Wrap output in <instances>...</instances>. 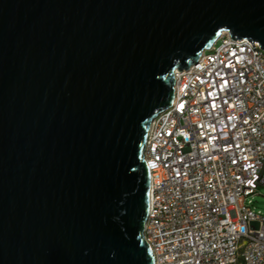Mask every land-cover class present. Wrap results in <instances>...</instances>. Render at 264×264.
<instances>
[{"label":"water","instance_id":"95a60500","mask_svg":"<svg viewBox=\"0 0 264 264\" xmlns=\"http://www.w3.org/2000/svg\"><path fill=\"white\" fill-rule=\"evenodd\" d=\"M221 31L264 0H0V264H152L147 129Z\"/></svg>","mask_w":264,"mask_h":264},{"label":"built area","instance_id":"2783aa9c","mask_svg":"<svg viewBox=\"0 0 264 264\" xmlns=\"http://www.w3.org/2000/svg\"><path fill=\"white\" fill-rule=\"evenodd\" d=\"M217 38L173 71L170 105L147 129L152 264H264V216L246 199L264 183V50Z\"/></svg>","mask_w":264,"mask_h":264},{"label":"rangeland","instance_id":"374dc122","mask_svg":"<svg viewBox=\"0 0 264 264\" xmlns=\"http://www.w3.org/2000/svg\"><path fill=\"white\" fill-rule=\"evenodd\" d=\"M221 42L220 38H217L213 41V46L219 45ZM246 199H249L250 202L247 205L254 211L264 216V183L257 184L254 194L248 196Z\"/></svg>","mask_w":264,"mask_h":264}]
</instances>
